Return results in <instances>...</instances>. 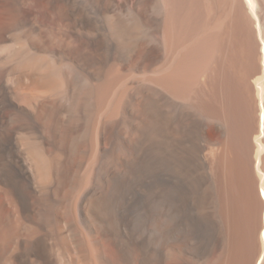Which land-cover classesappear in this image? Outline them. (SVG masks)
I'll list each match as a JSON object with an SVG mask.
<instances>
[{"label": "bare ground", "instance_id": "6f19581e", "mask_svg": "<svg viewBox=\"0 0 264 264\" xmlns=\"http://www.w3.org/2000/svg\"><path fill=\"white\" fill-rule=\"evenodd\" d=\"M0 264H264V0H0Z\"/></svg>", "mask_w": 264, "mask_h": 264}]
</instances>
